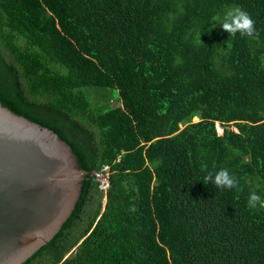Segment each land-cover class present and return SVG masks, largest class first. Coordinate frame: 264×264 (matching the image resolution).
<instances>
[{
    "label": "trees",
    "instance_id": "obj_1",
    "mask_svg": "<svg viewBox=\"0 0 264 264\" xmlns=\"http://www.w3.org/2000/svg\"><path fill=\"white\" fill-rule=\"evenodd\" d=\"M233 6L257 36L222 29ZM0 104L85 171L21 264H264L247 206L264 199V0H0ZM219 169L238 187L204 182Z\"/></svg>",
    "mask_w": 264,
    "mask_h": 264
},
{
    "label": "water",
    "instance_id": "obj_2",
    "mask_svg": "<svg viewBox=\"0 0 264 264\" xmlns=\"http://www.w3.org/2000/svg\"><path fill=\"white\" fill-rule=\"evenodd\" d=\"M84 173L52 130L0 104V264H21L53 237Z\"/></svg>",
    "mask_w": 264,
    "mask_h": 264
},
{
    "label": "clouds",
    "instance_id": "obj_3",
    "mask_svg": "<svg viewBox=\"0 0 264 264\" xmlns=\"http://www.w3.org/2000/svg\"><path fill=\"white\" fill-rule=\"evenodd\" d=\"M219 24L222 29L229 34V37H234L237 33L241 36L248 37H255L258 35L255 29V21L239 6H233L227 9ZM203 179L205 183L211 182L219 189H233L238 187L237 179L231 175L227 169H219L214 173L208 172ZM258 205L264 207V199L253 191L249 194L247 206L255 209Z\"/></svg>",
    "mask_w": 264,
    "mask_h": 264
},
{
    "label": "built area",
    "instance_id": "obj_4",
    "mask_svg": "<svg viewBox=\"0 0 264 264\" xmlns=\"http://www.w3.org/2000/svg\"><path fill=\"white\" fill-rule=\"evenodd\" d=\"M108 174V165H104L99 170L91 172V177L96 182L97 189L102 193L108 188Z\"/></svg>",
    "mask_w": 264,
    "mask_h": 264
},
{
    "label": "rangeland",
    "instance_id": "obj_5",
    "mask_svg": "<svg viewBox=\"0 0 264 264\" xmlns=\"http://www.w3.org/2000/svg\"><path fill=\"white\" fill-rule=\"evenodd\" d=\"M116 93V92H115ZM193 121H195L196 119L192 118ZM215 130L218 134H220L221 132V128L219 127V125L217 123H215ZM101 201H103V197L101 199Z\"/></svg>",
    "mask_w": 264,
    "mask_h": 264
}]
</instances>
